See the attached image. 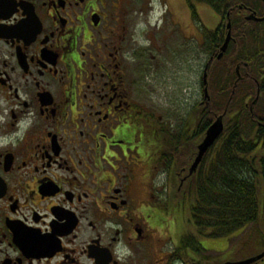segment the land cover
<instances>
[{
  "label": "flooded vegetation",
  "instance_id": "1",
  "mask_svg": "<svg viewBox=\"0 0 264 264\" xmlns=\"http://www.w3.org/2000/svg\"><path fill=\"white\" fill-rule=\"evenodd\" d=\"M166 1L153 24L156 0H0V264H228L264 254L260 222L220 244L177 219L193 179V113L203 121L216 89L215 118L225 130L234 118L242 141L264 152V0L205 3L219 21L195 30L203 100L179 123L151 101L138 67V33L158 54L178 36ZM237 240L257 251L222 261Z\"/></svg>",
  "mask_w": 264,
  "mask_h": 264
},
{
  "label": "trees",
  "instance_id": "2",
  "mask_svg": "<svg viewBox=\"0 0 264 264\" xmlns=\"http://www.w3.org/2000/svg\"><path fill=\"white\" fill-rule=\"evenodd\" d=\"M188 1L195 19V2ZM197 1L214 4V0ZM214 106L201 116L203 121L195 130L197 140L214 120L215 113L221 112L217 104ZM227 126L222 138L204 157L198 172L183 188L185 201L191 203L192 224L214 239L226 238L258 222L260 190L264 186V152L260 155L252 142L242 141V128L234 118Z\"/></svg>",
  "mask_w": 264,
  "mask_h": 264
},
{
  "label": "rangeland",
  "instance_id": "3",
  "mask_svg": "<svg viewBox=\"0 0 264 264\" xmlns=\"http://www.w3.org/2000/svg\"><path fill=\"white\" fill-rule=\"evenodd\" d=\"M162 1L167 3L166 0H160V2L156 0L155 8L150 17V21L153 24H155L157 18L160 19L163 17V14H165V8ZM194 2H197V0H194ZM189 4L188 0H174V6L171 9V13L167 15V18L171 29L173 28V26L171 27L172 24H175L178 28L179 33L177 32V34L181 39H178V36H175L174 39L167 40L164 43L161 53L158 54V51L149 45V41L146 39L144 33H138L139 35H143V37H139L138 40L139 73L140 77H142L143 80H146L148 87H150L149 98H151L152 102H158L163 108H166L167 114L169 116L172 115L175 120L178 119V123L184 121V111L186 108L189 111L190 107L194 108V106L198 105L203 100L200 85L202 71L200 67L201 65L199 64L201 56V53L199 52L200 34L199 32H195L196 27L200 28L199 30L205 33L203 31L204 29L213 30L219 21L217 13L209 5L205 4V8L200 10L199 8L202 5L199 3L196 4L198 15L194 19ZM154 55H157L158 57L154 58ZM203 59H205V54ZM154 74H159L161 81L165 83L167 82L168 84L167 88L163 89L162 92L161 87L156 84L157 80L153 77ZM218 90L219 89H216L213 95L214 100H217L219 105L220 95L218 93L216 94ZM156 91L159 92V96ZM152 92L155 94H152ZM217 101L214 102L213 106ZM193 115L195 117L193 128L197 129L199 117L197 118V112L195 111ZM191 160H188L187 158V165L190 164ZM263 187L264 186H262L260 190L261 212L258 218V222L261 223L262 227L264 225ZM180 209L181 211L178 213L179 217L177 218L178 222L182 224L183 228L194 229L195 225L191 223L190 200L186 202L184 199V204H182ZM249 233L250 231H248L247 236ZM262 235L264 236V234ZM228 239V237L219 238L216 239V241L220 244H225L228 242ZM231 243L232 245H229L227 253L220 254L222 261H227L228 259L238 261L257 251L256 246L246 249L240 240Z\"/></svg>",
  "mask_w": 264,
  "mask_h": 264
},
{
  "label": "water",
  "instance_id": "4",
  "mask_svg": "<svg viewBox=\"0 0 264 264\" xmlns=\"http://www.w3.org/2000/svg\"><path fill=\"white\" fill-rule=\"evenodd\" d=\"M231 34L228 35L227 42L223 46L222 51L224 52L229 44ZM206 74V73H205ZM208 75H205V81L207 83ZM207 98L209 99L210 95H208V89L206 90ZM225 130L224 126V116L221 115L217 120H215L211 125L209 126L208 130L206 131L203 140L201 143L197 146V154L194 158V162L191 164V167L189 168V176H192V174L196 173L198 171V168L202 164L205 155L210 151L212 146L215 144V142L220 138L222 133ZM264 257V254L259 255L256 258H249V260L246 261H238L235 263H228V264H252L253 262H256L257 260H260Z\"/></svg>",
  "mask_w": 264,
  "mask_h": 264
}]
</instances>
